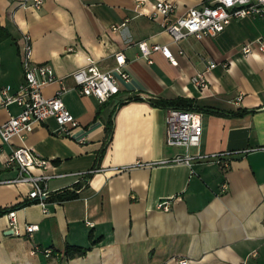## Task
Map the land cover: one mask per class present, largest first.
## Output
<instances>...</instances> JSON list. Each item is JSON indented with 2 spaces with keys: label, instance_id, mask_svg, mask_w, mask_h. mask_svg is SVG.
<instances>
[{
  "label": "crops",
  "instance_id": "1",
  "mask_svg": "<svg viewBox=\"0 0 264 264\" xmlns=\"http://www.w3.org/2000/svg\"><path fill=\"white\" fill-rule=\"evenodd\" d=\"M23 1L0 0V23L10 32L0 41V88L14 91L23 79L26 32L33 61L49 63L68 87L62 99L78 125L58 134L50 117L24 137L0 139V179L16 174L4 157L18 145L48 159L35 173L56 175L47 180L46 212L27 197V184L0 183V208L14 209L16 217L12 227L7 211L0 214V264H178L181 258L186 264H264V149H252L264 145V52L255 45L241 52L264 33V15L232 18L214 36L174 42L164 21L201 0H168L175 7L167 17L152 15L158 0H43L38 8ZM140 40L166 43L176 62L159 51L150 61L142 57ZM119 50L130 79L118 76V93L102 102L79 93L70 73L87 56L112 70ZM211 60L217 64L206 72V86H195L191 76ZM58 87L49 83L42 93L50 96ZM177 96L192 99L201 113V138L190 153L247 149L233 153L227 169L209 157L160 162L184 149L166 144V107L150 99ZM239 109L245 111L233 114ZM17 111L0 95V124ZM95 166L101 169L78 174ZM71 186L78 188L73 197L51 198ZM162 200L167 210L156 207ZM27 223L38 228L29 234ZM67 244L86 250L68 255Z\"/></svg>",
  "mask_w": 264,
  "mask_h": 264
},
{
  "label": "built area",
  "instance_id": "2",
  "mask_svg": "<svg viewBox=\"0 0 264 264\" xmlns=\"http://www.w3.org/2000/svg\"><path fill=\"white\" fill-rule=\"evenodd\" d=\"M43 0H25L21 2L23 6L40 7ZM174 3L168 0H158L154 3L152 15H162L167 17L174 10ZM263 16L264 0H201L200 5L190 6L183 14L178 15L172 20H165L164 29L171 36L172 41L178 42L186 36L192 35L199 39L204 36H214L220 32L232 18L243 16ZM125 22L115 26L119 28ZM137 45L142 57L150 61L152 51H159L171 62L176 60L166 43H148L146 40L137 41ZM254 45L264 52V33L253 40L244 43L241 46L242 54L252 51ZM21 66L23 79L14 91H9L6 87L0 88L1 103L3 105L15 104L18 107L16 113L9 114L8 118L0 124V139L2 142L9 143L13 136L24 137L31 131L35 123H40L48 118H53L57 123L55 132L62 135L70 134L73 127L78 125V120L65 105L62 94L68 89L62 77L57 76L49 63H36L32 59V42L28 33H22L21 46ZM182 52L181 50H179ZM116 65L112 70L103 71L98 68L93 58L87 56L86 63L76 68L70 73L73 78L77 91L81 94L93 95L99 102L106 100L112 95L118 93V76L124 81L130 79L129 72L124 69L125 55L119 50L114 53ZM216 61H209L204 69L198 70L191 76V82L199 87H205L206 72L216 66ZM227 63L224 62L225 66ZM58 82L59 87L50 96L42 93V87ZM242 97L238 94L235 101ZM165 142L167 145L183 147L184 151L177 153L171 158L163 159L160 162H182L190 164L195 158L209 157L219 162L223 169H227L230 162V156L233 153L246 151H219L207 154H192L189 147L197 145L202 134L201 113L192 108L166 107L165 108ZM79 141L85 142L86 138L80 137ZM252 149H264L263 146H256ZM137 165L146 163L136 161ZM148 164V163H147ZM6 167L15 165L16 174L13 177L0 179V183L20 184L25 183L29 186L27 197L30 200H36L46 212V199L49 196L47 180L56 176L53 173L40 172L35 173L32 168L44 169L48 165L46 157L38 156L32 152L30 147L18 145L11 147L10 151L4 157ZM101 167L95 166L88 171L78 174L92 173L100 170ZM226 187L225 181L221 184ZM71 191H77L74 186L69 187ZM156 207L167 210L169 208L168 200H162ZM9 225L16 227L15 210H7ZM38 228L37 223H27L24 229L31 233ZM45 253L50 252V248L44 249ZM187 259L181 258L178 264H186Z\"/></svg>",
  "mask_w": 264,
  "mask_h": 264
},
{
  "label": "trees",
  "instance_id": "3",
  "mask_svg": "<svg viewBox=\"0 0 264 264\" xmlns=\"http://www.w3.org/2000/svg\"><path fill=\"white\" fill-rule=\"evenodd\" d=\"M8 36H10V32L3 24L0 23V41L7 38ZM150 100L153 104L164 106V107L174 106V107H181V108L196 109L191 103L192 99L181 97V96H177L173 98L154 97V98H151ZM244 111L245 109H239V110L233 111V114H242ZM215 112H219V111H215ZM75 194L76 193L74 191L64 189L60 192L55 193L51 198L56 199V200H61V199L71 198ZM7 210L8 208L7 209L0 208V214ZM85 250H86L85 248L80 247L79 245H75V244H67L65 247V253H67L68 255L81 254Z\"/></svg>",
  "mask_w": 264,
  "mask_h": 264
}]
</instances>
